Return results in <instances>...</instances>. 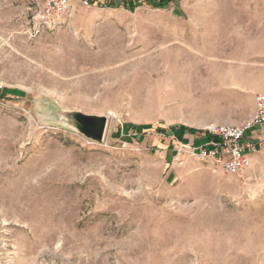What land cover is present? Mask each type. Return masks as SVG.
I'll return each mask as SVG.
<instances>
[{
    "label": "rangeland",
    "instance_id": "obj_1",
    "mask_svg": "<svg viewBox=\"0 0 264 264\" xmlns=\"http://www.w3.org/2000/svg\"><path fill=\"white\" fill-rule=\"evenodd\" d=\"M141 2L0 0V264H264V151L243 182L188 149L255 113L264 0Z\"/></svg>",
    "mask_w": 264,
    "mask_h": 264
},
{
    "label": "built area",
    "instance_id": "obj_2",
    "mask_svg": "<svg viewBox=\"0 0 264 264\" xmlns=\"http://www.w3.org/2000/svg\"><path fill=\"white\" fill-rule=\"evenodd\" d=\"M94 1L96 0H45L42 26L57 28L74 2L91 5ZM201 139L197 146L188 147L193 157L210 161L224 174L245 182L247 171L252 166V157L264 151V94L257 95L255 113L249 120L209 126Z\"/></svg>",
    "mask_w": 264,
    "mask_h": 264
},
{
    "label": "water",
    "instance_id": "obj_3",
    "mask_svg": "<svg viewBox=\"0 0 264 264\" xmlns=\"http://www.w3.org/2000/svg\"><path fill=\"white\" fill-rule=\"evenodd\" d=\"M72 128L88 141L104 144L107 136L109 118L73 112L67 115Z\"/></svg>",
    "mask_w": 264,
    "mask_h": 264
},
{
    "label": "trees",
    "instance_id": "obj_4",
    "mask_svg": "<svg viewBox=\"0 0 264 264\" xmlns=\"http://www.w3.org/2000/svg\"><path fill=\"white\" fill-rule=\"evenodd\" d=\"M137 0H122V1H118V0H96L93 3L97 4L98 6H105V7H112V8H116V7H126V8H131L133 6L136 5ZM140 3L141 0H140ZM3 97L0 95V99H2ZM134 131H139L141 130V127H137V128H132ZM181 131H183L185 133V130L181 129ZM191 133V132H190ZM181 142H183V140H181ZM184 143V142H183Z\"/></svg>",
    "mask_w": 264,
    "mask_h": 264
},
{
    "label": "crops",
    "instance_id": "obj_5",
    "mask_svg": "<svg viewBox=\"0 0 264 264\" xmlns=\"http://www.w3.org/2000/svg\"><path fill=\"white\" fill-rule=\"evenodd\" d=\"M201 141H202V139L200 140V142H201ZM200 142H199V143H200Z\"/></svg>",
    "mask_w": 264,
    "mask_h": 264
}]
</instances>
